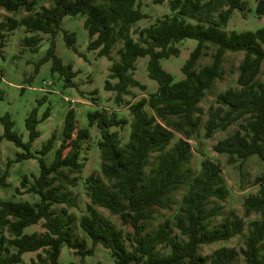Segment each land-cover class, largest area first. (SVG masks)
I'll return each mask as SVG.
<instances>
[{
    "label": "trees",
    "instance_id": "16d2710c",
    "mask_svg": "<svg viewBox=\"0 0 264 264\" xmlns=\"http://www.w3.org/2000/svg\"><path fill=\"white\" fill-rule=\"evenodd\" d=\"M39 1L0 0V10L30 13L21 19H0V53L8 33L18 26L49 34V48L36 64V72L51 60L52 73H59L66 86H76L73 79L77 71L57 55L56 37L63 30L66 16L84 15L90 37L88 48L112 61L104 87L115 92V101L127 105L132 117L129 121L99 110L88 114L89 127L96 126L100 132L103 176L92 173L86 178L90 202L80 219L86 236L94 245L109 249L115 264H234L239 256L234 248H218L211 255L201 251L202 245L243 234L244 221L225 218L221 225L211 226L221 209L219 202L226 200L229 192L221 166L211 158L202 159L199 172L194 169L190 140L205 113L201 101L217 80L224 79L226 53L243 52L238 67L239 88L217 94L216 105L209 110L204 126L211 137L217 130L240 122L238 130L215 144V151L228 155L230 164L240 161L238 168L243 176L245 161L251 156H258L264 163V27L243 32L225 30L234 10L247 15L248 2L154 0L159 4L167 1L171 12L135 31L134 24L148 17L142 0H54L37 10ZM256 13L264 16V0H258ZM64 36L67 46L83 56L76 45V33L64 30ZM187 38L196 39L198 44L182 67L184 78L175 81L161 60L179 55L178 43ZM29 42L37 44L38 37H30ZM204 55H210L211 62L199 65ZM145 56L149 57V76L159 86L148 97L127 100L126 95L138 96L133 88H148L135 77L137 61ZM51 114V107L42 117L37 108L33 109L26 119L27 141L14 129L10 114L0 115L4 125L0 143L7 139L24 148L0 170V188L9 185L14 162L35 158L39 164V173H32V177L24 174L15 189L17 194L37 196L36 200L0 198V264H60L65 244L82 259L94 253V247H88L87 240L75 234L74 215L65 207L62 213L53 208L55 204H78L70 186L78 184L85 166L81 151L90 138V128L78 127L76 110L70 108L64 119L62 142L49 163L45 156L55 146V135L39 151H34L33 145L41 136L39 124ZM127 124L130 134L123 143L119 131L112 128ZM176 133L181 137L173 142ZM153 155L155 162L151 161ZM257 180L261 182L258 193L244 200L246 216L258 213L262 217L244 234L240 253L246 264H264V174ZM182 189L187 190L174 219L166 217L155 226L157 214L162 209H172ZM210 203L214 206L209 209ZM98 207L118 215L122 224L132 230L118 228ZM39 223L42 231H26ZM175 229L179 234L174 235ZM163 247L169 251L164 253ZM27 252H36V257L25 262Z\"/></svg>",
    "mask_w": 264,
    "mask_h": 264
},
{
    "label": "rangeland",
    "instance_id": "374dc122",
    "mask_svg": "<svg viewBox=\"0 0 264 264\" xmlns=\"http://www.w3.org/2000/svg\"><path fill=\"white\" fill-rule=\"evenodd\" d=\"M248 2L247 15H243L240 10H234L228 25L225 30H236L239 32L252 30L255 31L264 27V16H258L256 7L258 0H246ZM54 0H41L38 3L37 10L42 6H50ZM143 9L148 17L134 24L135 31L140 30L156 21L170 11L168 2L155 3L154 0H142ZM30 13L25 10L18 12H9L0 10V19L7 20L9 18L21 19ZM84 15H68L63 20V30L56 37V53L60 56L65 64L71 63L73 69L77 71L74 77L76 86H66L65 79L59 73H52V61H47L41 64L36 72V64L46 54L50 45V35L42 32H29L26 27L18 26L8 33L5 46L0 53V115L10 114L15 122L14 129L23 136L27 141L29 139V131L26 127V119L33 109H38V116L42 117L43 113L52 108V114L49 118L39 124L41 136L34 142L33 150L39 151L42 145L52 136L55 135V146L45 156L49 163L52 162L56 148L60 145L63 139V126L66 112L70 108L76 110L78 127H89L88 114L99 110L109 114L115 113L118 117H125L131 121V113L127 105L118 104L115 101V92L105 89L104 84L109 75V67L112 61L106 57H100L97 51L90 50L88 44L90 41L89 32L84 25ZM64 30L76 33V45L83 56H80L69 48L66 44ZM32 36L38 37L37 44L30 43L29 38ZM134 37H138V33L134 32ZM198 41L193 38L184 39L178 43L181 49L179 55L163 58L161 60L162 67L173 74L175 81L184 78L182 67L189 58L191 51L197 46ZM35 48L36 50H33ZM243 52H227L224 60V68L226 70L224 79L217 80L212 89L201 101L200 105L205 113L202 115V123L198 127L195 136L190 140L193 145V156L191 165L196 171H200V163L203 158L209 157L217 162L223 171V176L228 188V197L226 200L219 202L221 209L219 214L213 217L212 227L219 226L225 218H241L244 221L243 234H239L228 241H219L212 244L202 245V253L211 255L218 248L228 247L234 248L239 252V256L234 264H246L240 249L244 246L245 236L251 224L262 219L258 213H252L249 216L245 215L244 200L250 194L258 193L261 182L257 178L264 174V163L258 156H251L245 161L244 176L238 168L240 161L235 164L228 162V155L221 154L215 151V144L233 134L239 128V123L236 122L228 129H219L213 136L208 137L205 130V121L208 118V112L212 106L216 105L217 94L229 89L239 88L238 75L239 65L243 60ZM149 57H140L137 61V69L135 77L142 83L147 85V90L142 91L139 88H133V92L138 96L126 95L127 100L137 101L139 98L148 97L151 92L158 88V82L150 78L147 64ZM211 62L210 55H204L199 60V65ZM51 81L50 88L43 84V81ZM113 82L116 80H112ZM42 87H46L44 90ZM74 99L75 103H71ZM149 108V107H148ZM90 138L83 144L81 158L85 162V166L76 186H70L73 196L77 199V206H67V204H55L53 208L59 212H63V208H67L69 213L75 217L74 228L75 234L80 238H85L88 247H94V253L87 255L84 259L81 256L74 254V250L68 245H63L60 256V264H115L114 258L109 249L104 248L101 244L94 245L92 240L86 236L80 227V219L86 212L87 204L90 198L87 190L86 178L92 174L103 176L101 171V156L98 147L100 132L96 126H91ZM120 133L122 142L125 143L130 134V125L124 127H113ZM4 133V125L0 121V135ZM181 137L176 133L174 141ZM24 151V148L17 146L14 142L3 139L0 143V170H4L7 162L11 159H16L18 152ZM155 155L151 158L155 162ZM39 173L38 160L35 158L16 161L10 168L9 185L0 188V198L8 199H25L34 201L37 196L29 193L17 194L15 189L20 185L24 174L30 175ZM76 175V174H74ZM32 179V178H31ZM187 189H182L176 194V204L172 209H162L157 214V221H163L166 217L174 219L175 214L179 210L181 199ZM214 206V203L209 204V209ZM99 210L109 218L118 228L125 232L132 229L122 224L118 215L112 214L103 207H98ZM34 230L42 231V224L32 225L26 228L27 232ZM179 234V230H174V235ZM167 247H163V252L167 253ZM36 257V252H27L24 254L25 262H29L31 258Z\"/></svg>",
    "mask_w": 264,
    "mask_h": 264
},
{
    "label": "built area",
    "instance_id": "2783aa9c",
    "mask_svg": "<svg viewBox=\"0 0 264 264\" xmlns=\"http://www.w3.org/2000/svg\"><path fill=\"white\" fill-rule=\"evenodd\" d=\"M43 84L46 85L47 88H48V87L50 88V85L52 84V82H51V81H46V80H44V81H43ZM45 88H46V87H42L43 90H44ZM71 103H72V104L75 103V100L72 99V100H71Z\"/></svg>",
    "mask_w": 264,
    "mask_h": 264
}]
</instances>
